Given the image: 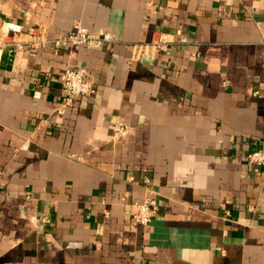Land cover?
Here are the masks:
<instances>
[{"label": "crops", "instance_id": "0c3cea01", "mask_svg": "<svg viewBox=\"0 0 264 264\" xmlns=\"http://www.w3.org/2000/svg\"><path fill=\"white\" fill-rule=\"evenodd\" d=\"M76 21L111 42L3 53L0 264H264V0H0L7 37Z\"/></svg>", "mask_w": 264, "mask_h": 264}, {"label": "built area", "instance_id": "2783aa9c", "mask_svg": "<svg viewBox=\"0 0 264 264\" xmlns=\"http://www.w3.org/2000/svg\"><path fill=\"white\" fill-rule=\"evenodd\" d=\"M6 25V28L2 29V31L4 33L12 31L13 36L7 37L6 35H0V63L5 51L12 53L13 51L23 49L26 46L36 48L52 43L56 47L69 46L70 48H74L75 46L83 45L89 48H101L106 43L111 42V36L109 33L106 32L99 34L90 32L83 27L79 21H76L73 24V28L69 33L51 40L44 38L41 35H29V37L25 39L19 38L16 37V34L19 32L18 26L13 23H7ZM163 37V35L159 36V38L154 41V45L158 47L163 43H166ZM60 80L64 91L63 102L66 105H71L76 97H89L95 92L94 83L87 77L84 68L67 67L61 74ZM123 129V123L116 124L114 134L116 135L120 133ZM245 159L248 163L264 168V149L248 152L245 155ZM157 212L158 205L154 199L135 201L132 218L136 224L148 225L152 218L157 215ZM42 220L49 222L47 216L42 217Z\"/></svg>", "mask_w": 264, "mask_h": 264}]
</instances>
